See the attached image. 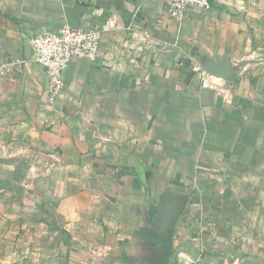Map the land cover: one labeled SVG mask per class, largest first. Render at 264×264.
<instances>
[{"label":"crops","instance_id":"1","mask_svg":"<svg viewBox=\"0 0 264 264\" xmlns=\"http://www.w3.org/2000/svg\"><path fill=\"white\" fill-rule=\"evenodd\" d=\"M66 25L103 37L53 102L30 40ZM0 63V264H264L218 185L264 167V0H0Z\"/></svg>","mask_w":264,"mask_h":264},{"label":"built area","instance_id":"2","mask_svg":"<svg viewBox=\"0 0 264 264\" xmlns=\"http://www.w3.org/2000/svg\"><path fill=\"white\" fill-rule=\"evenodd\" d=\"M213 0H164L168 16L181 23L190 8L207 10L212 7ZM103 33L96 28H73L64 26L61 30L37 36L30 40L33 61L42 66L48 84V94L53 102L60 100L65 85V72L76 59L94 61L99 52ZM13 63H0V79L7 77ZM190 75H204L200 67L194 66ZM186 72V71H184Z\"/></svg>","mask_w":264,"mask_h":264},{"label":"rangeland","instance_id":"3","mask_svg":"<svg viewBox=\"0 0 264 264\" xmlns=\"http://www.w3.org/2000/svg\"><path fill=\"white\" fill-rule=\"evenodd\" d=\"M263 134H264L263 131L260 134H258L257 135V141H256L258 157H260L261 159L263 158V154H264V145H263L264 135ZM258 141H260V145L258 144ZM260 165L263 166V163L261 162ZM234 180L233 181L232 180L227 181L228 183H224L222 181L221 183L219 182L218 185L227 186V184H230L229 185L230 187L235 185V186H238L240 188V190L242 188H245V189H248L249 192L248 191L245 193L239 192L238 194H233V195H230V194L226 195L225 194L223 196V201L220 198V202L222 201L221 203H223L224 208L227 209L226 212H229L227 215H231V214L235 215V213H237L236 206H235V203L237 201L239 203V206H240V202L243 199H245V202H247V203H249V202L255 203L254 204L255 208L248 211V213H245V214H247V217L249 218L248 221L250 224V228H249V226H247L246 228L249 229L248 231H250V233L252 232V236L255 235V237L260 239L261 238L260 234L263 233L262 231L264 229V225H263V227H260V225H259L260 221L262 219H264V167L262 168L260 173L256 175V177H252L250 179L241 178L238 183H234ZM253 218H255V220ZM241 228L242 227H239V230L237 229L236 231L240 232ZM242 233H239V234H242ZM257 244L260 245L259 246L260 249H263L262 243H257Z\"/></svg>","mask_w":264,"mask_h":264}]
</instances>
